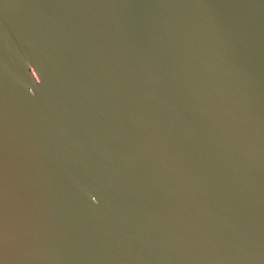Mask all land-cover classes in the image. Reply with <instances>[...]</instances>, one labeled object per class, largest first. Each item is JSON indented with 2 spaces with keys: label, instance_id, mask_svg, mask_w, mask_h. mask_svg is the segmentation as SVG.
<instances>
[{
  "label": "water",
  "instance_id": "95a60500",
  "mask_svg": "<svg viewBox=\"0 0 264 264\" xmlns=\"http://www.w3.org/2000/svg\"><path fill=\"white\" fill-rule=\"evenodd\" d=\"M0 264H264V0H0Z\"/></svg>",
  "mask_w": 264,
  "mask_h": 264
}]
</instances>
